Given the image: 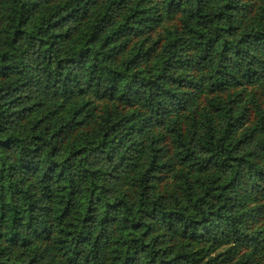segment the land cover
Wrapping results in <instances>:
<instances>
[{"label":"trees","instance_id":"16d2710c","mask_svg":"<svg viewBox=\"0 0 264 264\" xmlns=\"http://www.w3.org/2000/svg\"><path fill=\"white\" fill-rule=\"evenodd\" d=\"M264 0H0V264H264Z\"/></svg>","mask_w":264,"mask_h":264},{"label":"rangeland","instance_id":"374dc122","mask_svg":"<svg viewBox=\"0 0 264 264\" xmlns=\"http://www.w3.org/2000/svg\"><path fill=\"white\" fill-rule=\"evenodd\" d=\"M260 222L259 224L264 222V215L260 212L257 211L256 213L253 214L252 218H251V222Z\"/></svg>","mask_w":264,"mask_h":264}]
</instances>
